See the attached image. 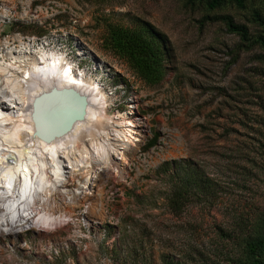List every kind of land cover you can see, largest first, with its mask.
<instances>
[{
  "label": "rangeland",
  "instance_id": "1",
  "mask_svg": "<svg viewBox=\"0 0 264 264\" xmlns=\"http://www.w3.org/2000/svg\"><path fill=\"white\" fill-rule=\"evenodd\" d=\"M12 1L0 39L18 48L21 37L33 49L64 52L96 73L114 96L110 113L130 111L128 122L137 118L144 136L128 175L105 179L102 218L86 202L52 231L0 235V264H164L165 258L230 264L239 245L222 232L264 211V48H246L224 23L202 18L232 15L258 37L264 24L253 13L264 16V0H247L245 7L224 0L214 9L207 0ZM145 24L165 36L170 58L155 85L109 45L110 27ZM155 134L157 144L149 147ZM173 161L197 165L211 179L214 205L171 210Z\"/></svg>",
  "mask_w": 264,
  "mask_h": 264
},
{
  "label": "bare ground",
  "instance_id": "2",
  "mask_svg": "<svg viewBox=\"0 0 264 264\" xmlns=\"http://www.w3.org/2000/svg\"><path fill=\"white\" fill-rule=\"evenodd\" d=\"M0 1L1 21L14 3ZM18 42L10 47L0 39V235L52 231L86 202L102 218L105 179L128 175L142 125L137 118L128 122L130 111L110 113L114 96L96 73L79 68L64 52L33 49L21 37ZM53 88L73 89L87 104L70 130L44 140L36 134L34 101Z\"/></svg>",
  "mask_w": 264,
  "mask_h": 264
},
{
  "label": "trees",
  "instance_id": "3",
  "mask_svg": "<svg viewBox=\"0 0 264 264\" xmlns=\"http://www.w3.org/2000/svg\"><path fill=\"white\" fill-rule=\"evenodd\" d=\"M196 0H188L194 3ZM224 0H207V6L214 9L222 5ZM237 6L245 7L247 0H234ZM253 17L264 24V16L260 10H255ZM218 22L225 24L227 29L241 38L242 45L250 48L260 44L264 48V35L253 36L247 25L235 21L229 14H206L202 22ZM110 47L118 54L127 57L133 69L146 81L155 85L161 83L167 73L169 54L165 36L161 35L151 24L130 29L123 26H112L109 30ZM158 134L149 141V147L157 144ZM175 182L168 195L169 207L176 213H182L189 204L205 202L214 205L217 201L215 187L197 165L190 162L173 161ZM215 197V199H214ZM213 198V199H212ZM236 230L222 232L223 237L237 240L239 254L230 256V264H264V211L257 214L253 221L240 220ZM239 231L236 236L234 232ZM234 233V234H233ZM164 264H187L182 260L165 258Z\"/></svg>",
  "mask_w": 264,
  "mask_h": 264
},
{
  "label": "water",
  "instance_id": "4",
  "mask_svg": "<svg viewBox=\"0 0 264 264\" xmlns=\"http://www.w3.org/2000/svg\"><path fill=\"white\" fill-rule=\"evenodd\" d=\"M87 99L73 89L53 88L36 97L33 120L36 134L51 140L70 130L73 122L84 117Z\"/></svg>",
  "mask_w": 264,
  "mask_h": 264
}]
</instances>
